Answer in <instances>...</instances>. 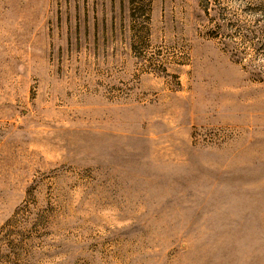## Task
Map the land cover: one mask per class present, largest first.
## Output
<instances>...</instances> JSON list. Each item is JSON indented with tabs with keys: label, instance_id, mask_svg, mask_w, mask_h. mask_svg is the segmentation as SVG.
<instances>
[{
	"label": "rangeland",
	"instance_id": "obj_1",
	"mask_svg": "<svg viewBox=\"0 0 264 264\" xmlns=\"http://www.w3.org/2000/svg\"><path fill=\"white\" fill-rule=\"evenodd\" d=\"M0 264H264V0H0Z\"/></svg>",
	"mask_w": 264,
	"mask_h": 264
}]
</instances>
